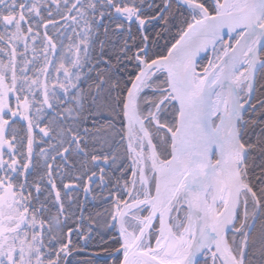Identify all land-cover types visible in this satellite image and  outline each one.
<instances>
[{
  "label": "snow or ice",
  "instance_id": "snow-or-ice-1",
  "mask_svg": "<svg viewBox=\"0 0 264 264\" xmlns=\"http://www.w3.org/2000/svg\"><path fill=\"white\" fill-rule=\"evenodd\" d=\"M0 264H264V0H0Z\"/></svg>",
  "mask_w": 264,
  "mask_h": 264
}]
</instances>
